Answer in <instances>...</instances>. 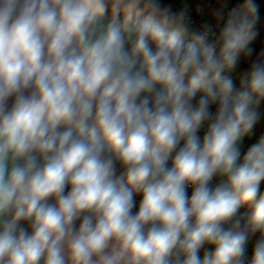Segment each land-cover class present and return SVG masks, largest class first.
I'll return each mask as SVG.
<instances>
[{
    "label": "clouds",
    "instance_id": "obj_1",
    "mask_svg": "<svg viewBox=\"0 0 264 264\" xmlns=\"http://www.w3.org/2000/svg\"><path fill=\"white\" fill-rule=\"evenodd\" d=\"M259 19L248 0L217 35L161 0H0V264H264V136L237 163L264 50L230 74Z\"/></svg>",
    "mask_w": 264,
    "mask_h": 264
},
{
    "label": "crops",
    "instance_id": "obj_2",
    "mask_svg": "<svg viewBox=\"0 0 264 264\" xmlns=\"http://www.w3.org/2000/svg\"><path fill=\"white\" fill-rule=\"evenodd\" d=\"M190 1H192V0H161L162 4L171 5L173 11H177L180 6L187 4ZM195 1H196L195 9L201 15H203L204 17H206L207 19L211 20L212 22H214L216 24L217 29H218L217 30L218 31L217 35H218L220 29L223 27V24L227 20L228 16L233 11H235L236 8H238V5H240V4H242L241 6L247 5L248 0H195ZM218 11L222 13L223 20H221L217 17L216 14ZM109 12H110V10H109ZM111 19H112V14H109V15L107 14V16L104 18V23L109 22ZM119 22L122 23L123 21H119ZM246 63H247L246 59L240 60L236 69L232 72L233 76L235 77V80L239 81L241 79V76L243 75V73L247 70V68H246L247 64ZM240 66H241V68H239ZM186 80H187V78H186ZM198 98H199V94L197 95V99ZM256 110L258 111L259 116L261 117V120H262L261 126H260L261 127L260 134H258L257 130L254 129V130H252V132L249 135H246V137H244L241 142H239L240 158L237 162L238 164L243 162V157L247 152V148H249L250 146L255 144L261 136H264V101H262V104L260 103V105L257 107ZM122 171H123V169L120 167L119 164H117V173L116 174L120 175V173ZM213 181H214L215 187H216L219 184L225 182L226 177L216 175L213 177ZM209 187L214 189L212 187L211 183L209 184ZM68 190H70V186H69V188H66L65 191L67 192ZM260 195H264V180H262L260 185H259V193H258L257 199H259ZM142 198H143L142 193H136L135 194L134 199L136 201V206L133 209L134 213L139 210V204H140V201L142 200ZM49 202L54 203V199L50 198ZM251 210H252V204L251 203L241 204L239 209H238V212L236 213V217L245 216L247 213H250ZM79 224H80V220H77L76 221V227L77 228L79 227ZM22 225L26 229H28L29 232L31 231L27 222H22ZM259 237H260V233L257 232L255 235H253L250 238V240L248 242L250 247H251V256L253 253L255 242L257 239H259ZM205 250L214 251V246L206 243L200 249L199 254H200L201 258H203Z\"/></svg>",
    "mask_w": 264,
    "mask_h": 264
},
{
    "label": "built area",
    "instance_id": "obj_3",
    "mask_svg": "<svg viewBox=\"0 0 264 264\" xmlns=\"http://www.w3.org/2000/svg\"><path fill=\"white\" fill-rule=\"evenodd\" d=\"M195 5H196V1L195 0H192L190 1L189 3L187 4H184L182 6L179 7V9L177 10V12L181 11V10H187V13L188 15L190 16L191 18V23H190V28L193 30V31H199L203 28V26L205 24H210L212 25L214 31L216 32V34L218 33V29H217V26L214 22H212L211 20L205 18L203 15H201L196 9H195ZM214 39V38H213ZM237 88H239L240 86V80L237 81L235 80V77L233 76L232 72L230 73ZM215 108H216V105H213L212 106V111H215ZM209 121H206L202 126L201 128L199 129L198 131V136L200 137V140L201 142H203V137L204 135L206 134L207 130H208V125H209ZM183 145V141H181V145ZM175 153L172 154V156L174 157ZM168 166L171 167L172 166V158H170L167 162ZM210 183H213L214 185V189H215V183L213 181V179L210 181ZM186 192H187V195L188 197L190 198L191 195H192V192H193V186H187L186 187ZM236 217H234L233 219H235ZM225 229H227L228 227L231 226V222H228L226 224L223 225ZM246 248H247V252H246V255L248 257V259L250 260L251 259V247L249 245V243H247L246 245Z\"/></svg>",
    "mask_w": 264,
    "mask_h": 264
},
{
    "label": "rangeland",
    "instance_id": "obj_4",
    "mask_svg": "<svg viewBox=\"0 0 264 264\" xmlns=\"http://www.w3.org/2000/svg\"><path fill=\"white\" fill-rule=\"evenodd\" d=\"M253 3H255L258 7L259 10V16L260 19L257 23L256 26V31L258 33L256 39L252 42V44L250 45V47H252L254 49V52L252 53L251 57H242L241 60L246 59L247 61V66L246 68L248 69L252 60H254L256 58V56L260 53L261 50H264V0H252ZM248 3V1H247ZM242 4L238 5V8H236L235 12H242L245 10L246 5L241 6ZM111 14V10L110 12H108V15ZM206 18V17H205ZM243 62V61H242ZM241 68V66L239 67ZM262 104V102H261ZM258 112V111H257ZM261 117L259 116V119L257 121V123L255 124L253 130H257V133L260 134V130H261ZM246 137V136H245ZM249 148H247L248 151ZM212 187L214 188L213 183H211Z\"/></svg>",
    "mask_w": 264,
    "mask_h": 264
},
{
    "label": "trees",
    "instance_id": "obj_5",
    "mask_svg": "<svg viewBox=\"0 0 264 264\" xmlns=\"http://www.w3.org/2000/svg\"><path fill=\"white\" fill-rule=\"evenodd\" d=\"M124 16H125V14L123 12H121L119 21H123L124 20Z\"/></svg>",
    "mask_w": 264,
    "mask_h": 264
}]
</instances>
